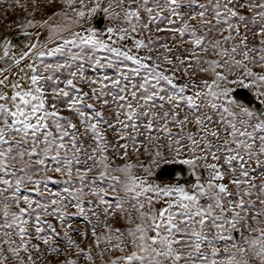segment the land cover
<instances>
[{"label": "snow or ice", "instance_id": "snow-or-ice-1", "mask_svg": "<svg viewBox=\"0 0 264 264\" xmlns=\"http://www.w3.org/2000/svg\"><path fill=\"white\" fill-rule=\"evenodd\" d=\"M0 264H264V0H0Z\"/></svg>", "mask_w": 264, "mask_h": 264}]
</instances>
